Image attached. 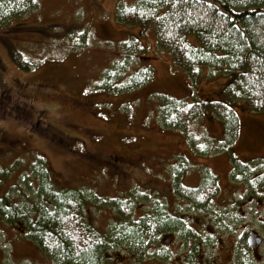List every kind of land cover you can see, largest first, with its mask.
Wrapping results in <instances>:
<instances>
[{
    "label": "rangeland",
    "instance_id": "obj_1",
    "mask_svg": "<svg viewBox=\"0 0 264 264\" xmlns=\"http://www.w3.org/2000/svg\"><path fill=\"white\" fill-rule=\"evenodd\" d=\"M136 1L36 0L37 10L15 23L18 31L0 32L3 36L0 37V196L12 191L13 201L22 204L20 208L30 209L27 203L36 204L31 186L36 188L39 184L38 170H50V183L58 181L61 187L70 189L66 193L83 196L78 192L84 191L96 198L99 208L89 207L94 223L91 225L96 232L99 229L103 234L107 231L116 236L124 233L126 221L119 214L114 215L111 205L102 201L122 202L129 209L132 205V215H139L141 204L148 202L143 196L149 190L150 195L157 194V187L166 185L162 181L169 178L166 169L170 166L182 167L184 163L192 166V172H188L192 176L185 178L184 186L193 189L199 188L198 181L209 179L213 171L223 191L209 200L207 225L202 230L206 233L204 238L200 237L207 241L195 259L205 264H227L231 259L230 245L236 240L234 234L239 236L242 232L246 242L253 233L264 239L262 197L247 194V179L254 174L238 177L230 174L234 159L241 163L243 159L252 172L260 170L258 161H247L264 158V146H260L264 139V112L241 110L245 112L241 114L238 139L235 136L234 142L233 138L230 142L232 155L218 149L227 148L229 143L220 139L225 131L214 108L198 123L187 124L183 130L164 129L158 120L162 96L188 101L191 106L198 98L226 106L220 99L224 80L211 76L207 70L196 81L190 79L184 71L172 67L167 53L158 51L152 29L143 32L141 27L117 22L118 3ZM72 24L87 29L85 47L48 39V35L52 37ZM52 25L59 28L53 31ZM129 37L140 40L145 49L141 56H149L142 64L153 68L152 81L140 89L118 94L98 88L102 73L122 58ZM13 49L33 62L34 69L19 68L10 54ZM250 123L253 128H249ZM186 131L191 140H187ZM206 134L211 137L207 139ZM243 136L251 143L247 149L246 143H242ZM8 138H16L18 142L11 143ZM193 152L200 157H192ZM189 159L191 162L186 161ZM22 191L25 195L30 193L27 201L20 194ZM201 212L203 209L198 212L200 217ZM212 215L217 225L210 220ZM26 218L10 224L0 216V264H58L57 259L45 257L36 242L25 235L22 227L27 224ZM145 219L141 217L139 223L132 224L131 230L148 225L150 222ZM224 220L232 224L225 225ZM153 222L158 224L156 220ZM207 226L214 227L216 233L225 229L230 234L226 244L218 247L217 234L207 232ZM116 243L109 250L127 253L122 246L125 240L118 244L116 237ZM181 244H177L176 258L182 254ZM261 253L259 262L264 261V250Z\"/></svg>",
    "mask_w": 264,
    "mask_h": 264
},
{
    "label": "trees",
    "instance_id": "obj_2",
    "mask_svg": "<svg viewBox=\"0 0 264 264\" xmlns=\"http://www.w3.org/2000/svg\"><path fill=\"white\" fill-rule=\"evenodd\" d=\"M37 8L36 0H0V32L8 29L18 31V21ZM116 19L122 25L141 27L143 32L152 29L158 51L167 53L172 67L181 69L190 79L196 81L200 73L207 70L211 76L224 80L220 99L223 98L221 101H224L226 106L199 98L190 106L188 101L162 96L158 120L164 129L183 130L187 124L198 123L210 108H214L222 119L225 140L228 143L235 136L238 139L242 123V119L239 118L242 117V112H245L241 111L242 109H248L252 113L264 112V0H137L133 4L119 2L116 6ZM52 26L53 31L59 28ZM81 26L74 24L66 26L57 34L53 32L54 36L48 35V39L52 42H66L74 47H85L89 33ZM123 50L122 58L102 73L98 88L118 94L140 89L152 81L153 68L149 64H142L149 56H141L145 49L140 46V40L129 37ZM10 54L19 68L25 71L34 69V63L24 59L16 49L10 50ZM140 63L143 66L140 67ZM234 108L239 112H235ZM250 126L253 128L252 123L249 124V128ZM185 136L187 140L192 139L187 131ZM244 137L242 143H246L247 149L251 143ZM235 139L233 138L232 142ZM8 141L14 144L18 142L16 138H8ZM260 146H264V139ZM219 150L225 153L226 148L222 147ZM229 153L232 155L231 151ZM193 155L194 152L191 156L194 157ZM262 159L258 158L261 165L260 174L249 188L251 186L264 191ZM231 163L236 174L248 172L240 161L234 159ZM38 171L41 172L39 184L36 188L31 186L35 190L36 204L31 206L27 203L30 209L20 208L22 204L13 201L11 191L0 196V216L10 224H18L19 220L27 217V224L22 227L26 228V236L36 242L45 257L57 259L58 264H100L99 257L104 249L117 245L116 237L118 244L121 240L126 241L122 246L127 255L130 253L142 255L143 252L151 250L149 245L142 243L148 237L153 236L155 239L162 233L160 228L153 232L148 226H140L134 231L124 230L121 235L111 237L100 235L91 225L93 216L89 212L91 205L99 208L100 202L92 196L89 197L84 191L78 192L83 196L75 195V192L66 193V190L70 189L61 187L62 184L55 179L50 183L52 180L50 170L45 172L40 168ZM217 185L216 179L211 176L205 179L202 187L198 189L174 186L181 198L192 201L194 210L206 211L209 210L208 204L213 197L212 193L219 190ZM259 190L254 192H261ZM20 194L25 196V201L29 199L30 193L25 195L22 191ZM103 203L111 205L114 213L122 216L123 220H130V209L126 204L110 200L102 201ZM29 210L32 211L31 214H28ZM92 213L95 214V211ZM156 222L158 225L163 224L161 216H158ZM169 227L165 225L164 231H172L167 229ZM175 231L186 235L185 241H188L190 234L194 235L190 230L183 228L180 230L176 228ZM243 248L245 253L236 264H255L247 243ZM170 254L167 253L166 257ZM167 258H172V254ZM177 258L185 263L187 257L181 254ZM154 259L164 263L163 259L157 256ZM169 261L173 263L172 259Z\"/></svg>",
    "mask_w": 264,
    "mask_h": 264
},
{
    "label": "flooded vegetation",
    "instance_id": "obj_3",
    "mask_svg": "<svg viewBox=\"0 0 264 264\" xmlns=\"http://www.w3.org/2000/svg\"><path fill=\"white\" fill-rule=\"evenodd\" d=\"M173 191V190H172ZM175 198V196H174ZM171 197L169 196H163L159 201H158V206L156 203L152 204L150 211L149 212H145V213H141V216H137L135 218H132V222L134 224L139 223V221L141 220V217H148V218H153V219H157L158 216H161V218L163 219V224L162 225H158L154 222H152L151 224L149 223L148 225H145L144 227L148 226L149 229H153L154 227H159L160 229H162V233L160 235V237L158 238V241H156L155 243H153L152 241V237H148L143 243L142 245H151L150 248L152 251H154V253L156 254V252L159 253V258L163 259L164 263H160L159 261L157 262V260L154 259L153 254L151 252V250L149 252H143L142 255H132V253H130L129 255H127L126 257H123L121 254L116 253L114 251H111L109 249L104 250L102 255L99 257V262L100 264H127V262H133L132 264H171L170 263V259H172L173 263L172 264H192L194 263V259L193 260H189V257H191L192 255H195L194 253L196 251L200 250V247H202V244L199 242H197V238L203 236L204 232H202L204 225L201 223V217L197 215V213L195 211H184L181 212L179 209V204L177 205L174 201H170ZM210 219H212V217H210ZM154 220V221H155ZM180 220H182L184 222V224L180 225ZM127 223V220H124ZM122 220V223H125ZM167 222V223H164ZM224 223H228V224H232L229 222H226L225 220L223 221ZM168 225L170 226L167 229H172L169 231H164V226ZM183 227H187L191 232L194 233L190 234L191 236H189L188 241H185L187 244H182V249L185 251V255L187 258H185V263L177 260L178 258L174 257V250L177 247V244H180V240L178 238L179 233H177V231H175L176 228H178L179 230ZM197 228H200V230H197ZM131 229V227H130ZM184 229V228H183ZM126 232H129V230H125ZM123 232V231H122ZM216 233V231L214 232ZM228 232H224L223 229H221L219 231V233L217 234V239H218V243L217 246L219 247L220 245H225L226 244V236ZM243 236L244 234L241 232L239 234V236L237 237V239L235 240V242L233 244L230 245V261L227 264H236L237 260L241 259L245 253V249L243 248L245 243L243 241ZM263 242V244H262ZM249 248H250V252L251 254L259 261H261L262 259H260V255L259 252L264 250V241H262L261 239H259L256 235H253V238L251 239V241L249 242ZM105 252H108L105 254ZM167 253H171L172 254V258L168 259L167 257H171L167 256ZM152 257V258H150ZM228 256H226L227 258ZM167 258V259H165ZM198 261V260H197ZM199 264H205V262L202 260Z\"/></svg>",
    "mask_w": 264,
    "mask_h": 264
}]
</instances>
